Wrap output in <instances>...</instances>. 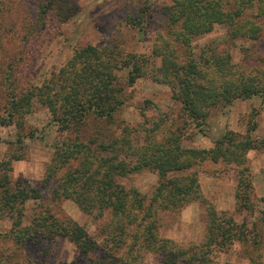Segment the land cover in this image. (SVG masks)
<instances>
[{"label":"trees","instance_id":"trees-1","mask_svg":"<svg viewBox=\"0 0 264 264\" xmlns=\"http://www.w3.org/2000/svg\"><path fill=\"white\" fill-rule=\"evenodd\" d=\"M54 4L56 0H51L40 7V19L46 20ZM263 4L262 0H168L160 9L167 21L169 37L162 36L165 38L161 40L162 47L155 49L162 66L153 77L158 83L169 85L186 121L201 126L215 107L255 96L264 99V67L247 64L243 72H238L231 63V55L218 52L216 42L204 49L207 54L201 56L190 50L194 37L211 33L217 25L227 27V37L232 41L259 39L264 31ZM254 8L258 12L248 16ZM121 56L114 47L78 48L40 87L19 93L12 90L9 112L7 118L0 119L1 125L19 123L22 127L21 115L32 111L35 99L49 109L63 130L80 129L91 116L113 122L126 105V89L118 73L129 70V86L148 75L149 58L136 54ZM162 127V122H155L153 128H145L143 141H134L133 133L125 126L124 135L107 142L90 139L57 146L44 181L49 184L58 180L52 202L71 199L87 214L97 212L103 216L108 212L111 219L103 226L105 236L100 245L74 219L62 218L50 205H41L43 195L38 189L12 178L13 160L21 157L0 161V220L11 223L8 230H0V244L11 243L16 250H22L28 243L41 247L45 242L64 237L80 251L83 261L79 264H143L147 254L156 258L157 264H214L215 253L239 242L252 249L250 264H264V238L257 224L251 227L250 221L239 223L234 216L218 211L204 200L194 169L208 161L234 166L239 175L237 208L255 211L246 155L264 147L263 139L252 136L256 125L246 135L226 133L210 149L186 148L181 128L171 130L167 125L169 129L164 131ZM23 136H19V141ZM77 159L80 165L68 170V164ZM65 168L66 172L61 173ZM144 170L158 176L150 199L122 183L131 174ZM30 201L38 205L27 216L26 205ZM194 201L207 204L204 243L182 247L159 237L157 212H180ZM260 222L264 225V214ZM3 249L7 251L0 247V264H19L11 252L3 254Z\"/></svg>","mask_w":264,"mask_h":264},{"label":"rangeland","instance_id":"rangeland-1","mask_svg":"<svg viewBox=\"0 0 264 264\" xmlns=\"http://www.w3.org/2000/svg\"><path fill=\"white\" fill-rule=\"evenodd\" d=\"M50 1L0 0V119L7 118L10 94L14 90L19 93L40 87L68 62L78 48L87 45L114 47L121 52V58L132 54L149 58L148 75L138 79L133 86L128 85V69L118 73L126 89V105L113 122L91 116L80 129L63 130L49 109L35 99L32 111L21 115L22 127L19 123H0V161L22 158L13 160L12 178L26 181L38 189L43 195L41 205H50L62 218L74 219L85 228L91 240L99 245L102 243L105 236L102 229L111 216L108 212L103 216L97 212L87 214L71 199L52 202L58 180L49 184L44 181L57 146L90 139L96 143L107 142L124 135L122 128L125 126L133 133L134 141H143L145 128H153L155 122H162L164 131L169 129L165 127L167 125L171 130L181 128L186 148H213L226 133L234 131L246 135L254 125L256 129L252 136L264 140L262 97L215 107L206 123L199 126L186 121L181 104L172 98L169 85L155 81L153 74L156 75V70L162 66V59L156 56L155 49L162 47L161 40H165V36L169 37L167 21L161 13L168 0H56L43 21L39 9ZM257 12V8L251 9L248 16ZM261 22L263 28L264 20ZM214 42L218 52L231 55V63L238 72H243L247 64L264 67V31L257 40L241 38L232 41L227 37V27L217 25L211 33L194 37L190 50L201 56L207 54L204 49ZM21 134L24 136L19 141ZM246 156L254 190L252 199L256 205L253 212L237 208L239 175L234 166L208 161L194 169L198 172L204 200L215 205L218 211L234 216L239 223L250 221L251 227L257 224L260 236L264 238V225L260 222L264 214V147L251 150ZM71 165L68 164V170L78 167L80 159L73 160ZM122 183L150 199L158 185V176L153 171L144 170L131 174ZM36 205L35 201L27 203V216L34 213ZM206 205L204 201H194L180 212L159 210L156 215L159 237L182 247L203 244L207 232ZM10 227V221L0 220V230ZM11 246L7 242L0 244V247L7 248V251L3 249V254L11 252L19 264H79L83 261L77 247L64 237L45 242L41 247L28 243L24 249L16 250ZM252 255L250 246L235 242L226 246L223 252L215 253L212 263L250 264ZM143 258V264H157L151 254Z\"/></svg>","mask_w":264,"mask_h":264}]
</instances>
